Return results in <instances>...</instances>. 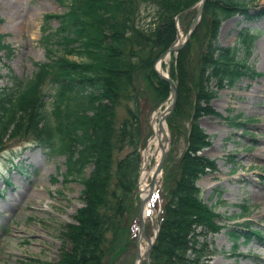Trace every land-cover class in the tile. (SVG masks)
I'll use <instances>...</instances> for the list:
<instances>
[{
  "label": "trees",
  "instance_id": "obj_1",
  "mask_svg": "<svg viewBox=\"0 0 264 264\" xmlns=\"http://www.w3.org/2000/svg\"><path fill=\"white\" fill-rule=\"evenodd\" d=\"M197 1L67 0L62 14L43 16L39 45L45 60L34 63L29 78L14 77L9 87L0 88V152L9 142H29L47 157H63L67 175L82 185V206L64 232L68 246L52 264H114L134 246L135 230L126 219L139 172L141 108L145 98L163 102L168 97V85L157 78L153 64L175 40L174 18ZM253 2L208 0L199 25L172 60L178 98L166 122L172 138L183 135L186 148L174 164L167 155L163 166L151 264H208L214 253L207 238L221 230V216L203 201L197 186L215 171L214 162L199 155L211 142L198 120L218 115L210 102L219 90L260 75L247 65L256 30L239 31L234 47L217 45L227 19L239 16L247 23L264 17V8L250 7ZM143 6L152 10L154 28L137 24ZM193 16L194 11L184 14L179 25L188 27ZM51 20L57 23L54 30ZM240 50L243 59L237 57ZM11 51L0 35V53ZM119 108L126 117L118 122ZM236 119L229 126L242 125ZM239 207L247 213L248 207ZM230 235L234 241L241 238ZM249 235L263 236L247 231L245 243Z\"/></svg>",
  "mask_w": 264,
  "mask_h": 264
},
{
  "label": "rangeland",
  "instance_id": "obj_2",
  "mask_svg": "<svg viewBox=\"0 0 264 264\" xmlns=\"http://www.w3.org/2000/svg\"><path fill=\"white\" fill-rule=\"evenodd\" d=\"M66 1L0 0V35L12 50L11 54L0 53V88L9 87L14 77L19 81L29 78L36 71L34 63L45 60L39 45L43 15L63 13ZM250 7L260 10L264 8V0H254ZM141 8L137 24L145 28L153 22V13L145 6ZM49 27L54 30L57 23L51 20ZM246 27L257 31L251 40L247 64L260 75L243 78L234 87L219 90L210 103L219 116L209 115L198 120L211 142L201 156L214 161L215 171L203 176L197 186L203 201L221 215L219 225L223 226L219 233L207 239L214 252L208 264H264V237L259 240L249 235L251 240L243 242L247 233L244 232L245 221L249 232L264 234V17L247 23L239 16L224 21L218 31L217 45L234 47L237 33ZM179 30L183 39L187 27L179 25ZM244 56V50H240L237 57L243 59ZM172 60L170 57L163 64L164 71L171 68ZM211 87L214 88L213 83ZM145 104L141 117V150L151 135V118L155 111L158 117L166 106L164 102L148 98ZM237 116L247 124L229 126L228 118ZM124 117L126 112L119 108L118 122ZM167 134L170 138L167 155L174 164L186 143L182 134L175 138L169 130ZM33 147L28 142H9L0 152V264L56 263L61 249L68 246L64 237L66 227L74 223L75 214L82 206V185L75 177L67 175L65 159L47 157ZM126 153L127 149L117 154V158ZM89 171L87 168L85 174ZM216 191L220 192L219 198ZM134 194L133 211L127 215L126 223L137 216L138 199L136 192ZM159 204L153 198L155 209ZM239 205L248 207V212L242 215ZM231 232H239L243 238L233 241ZM146 235L149 239L152 236L149 219ZM232 242L236 249L231 248ZM134 252V248L125 252L114 264H133Z\"/></svg>",
  "mask_w": 264,
  "mask_h": 264
},
{
  "label": "water",
  "instance_id": "obj_3",
  "mask_svg": "<svg viewBox=\"0 0 264 264\" xmlns=\"http://www.w3.org/2000/svg\"><path fill=\"white\" fill-rule=\"evenodd\" d=\"M207 0H198L196 4H194L190 9L180 13L177 15L175 18V23L178 22V19L181 15L185 14L187 11L196 8V12L194 15V18L192 19L189 29L185 35V40L182 43H178V35L179 32L177 31L176 33V39L175 41L170 45V47L162 53L157 61L155 62L153 69L155 74L157 75L158 79L161 81H164L168 84L169 87V104L167 107L160 113L159 118H158V125L159 129L157 132H152V135L150 136V141H153L154 139H158V147L160 149V158L158 160L157 166L154 170V173L151 177L150 183H149V192L145 198H140L139 197V210H138V225H137V235H136V252H135V260L133 264H142L145 262V264H151V259L150 255L153 250V248L156 246L157 243V237H158V232H159V225H158V216L159 213L161 212V209L158 212H155L153 209V206L151 205V200L153 198V194L155 189L158 186V177L161 176L162 174V166L165 160V157L167 155V151L169 148V142L170 139L166 134L165 129L163 128V124L166 123V118L170 115V113L173 111L177 98H178V93H177V85L176 83L170 78L169 74H164L159 67L157 69L156 65L161 64L164 62V60L169 57L171 54L176 55L188 42L190 39L192 33L195 31L196 27L198 26L199 22L202 19L203 13H204V8ZM155 119H152V122ZM162 135V139L159 138V136ZM139 194V191H138ZM149 206V209L151 212L148 213V217L151 220L152 224V230H153V237L151 240H149L146 236L145 232V220H144V211H145V206ZM154 213V215L152 214ZM145 242L146 246L141 250V243Z\"/></svg>",
  "mask_w": 264,
  "mask_h": 264
},
{
  "label": "bare ground",
  "instance_id": "obj_4",
  "mask_svg": "<svg viewBox=\"0 0 264 264\" xmlns=\"http://www.w3.org/2000/svg\"><path fill=\"white\" fill-rule=\"evenodd\" d=\"M181 38H179V41ZM169 60V57L166 58L165 62ZM157 68H159V64H157ZM163 128L166 130L165 125L163 124ZM159 129V125L157 121L152 123V130L157 132ZM167 131V130H166ZM162 139V135L159 136ZM159 140L156 138L153 141H147L144 151H142V161H141V171L138 179V190L140 198H145L149 192V180L156 168L160 150L158 147ZM147 211H149V206H147ZM142 250V249H141Z\"/></svg>",
  "mask_w": 264,
  "mask_h": 264
}]
</instances>
